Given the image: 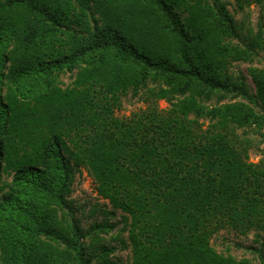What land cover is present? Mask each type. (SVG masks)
Returning <instances> with one entry per match:
<instances>
[{"label": "trees", "instance_id": "16d2710c", "mask_svg": "<svg viewBox=\"0 0 264 264\" xmlns=\"http://www.w3.org/2000/svg\"><path fill=\"white\" fill-rule=\"evenodd\" d=\"M241 30L222 0H0V264H123L119 210L130 264H253L213 249L225 229L256 230L264 264V71L254 92L229 69L264 34ZM130 92L147 107L121 117ZM83 170L114 209L88 228Z\"/></svg>", "mask_w": 264, "mask_h": 264}, {"label": "rangeland", "instance_id": "374dc122", "mask_svg": "<svg viewBox=\"0 0 264 264\" xmlns=\"http://www.w3.org/2000/svg\"><path fill=\"white\" fill-rule=\"evenodd\" d=\"M210 1L212 2L213 0ZM222 2L227 4L228 10L241 26L242 34L250 32L255 35L260 29L264 34V3L262 5L252 4L245 9H241L238 7L235 0H222ZM141 32L142 30L135 28L129 31L132 38L138 43L139 41L145 42V38L142 36ZM234 42V44H238L239 41L235 40ZM229 69L235 75L243 74L255 92L256 88L251 77V72L255 70L264 71V51L260 52L258 57L252 58L249 62H232ZM63 81L65 84H70L72 79L69 76H66L63 78ZM146 107L147 104L144 103L143 99L140 97H134L132 92H130L123 98V107L119 112V116L130 117L132 114L144 110ZM159 107L161 109H166L169 106L166 102L161 101ZM250 138L253 139L255 147L249 152V162L258 164L264 158V131L253 133L250 135ZM72 199L81 207V209H83L84 213L82 219L85 228H88L90 224L96 220L101 221L106 218L105 216H102V213L105 212L104 210H114L109 201L104 200L99 196L96 183L86 170H83L76 177ZM126 215L127 214L120 210L116 211V217L112 219V223L116 224L117 228L110 235L105 236V241L108 245L119 248L114 255V259L120 258L123 264H130L133 260L131 249H120V239L126 240L128 237L127 233L123 232L125 225L124 216ZM165 229L166 231L160 226L159 230L161 231L158 232L157 236L164 237L167 235V233L170 232V228L165 225ZM257 233L256 230H251L247 234H243L236 229H225L214 235L210 244L213 249L223 257H233L238 261L249 260L253 264H261L257 255L248 249L262 247L263 239L257 238Z\"/></svg>", "mask_w": 264, "mask_h": 264}]
</instances>
